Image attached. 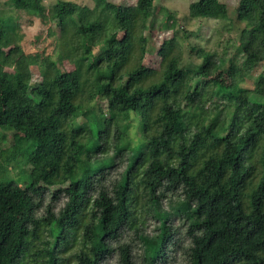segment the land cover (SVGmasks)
I'll list each match as a JSON object with an SVG mask.
<instances>
[{"label": "trees", "instance_id": "trees-1", "mask_svg": "<svg viewBox=\"0 0 264 264\" xmlns=\"http://www.w3.org/2000/svg\"><path fill=\"white\" fill-rule=\"evenodd\" d=\"M103 1L95 12L68 0L48 11L41 0H11L15 10L43 24L58 19L57 40L70 70L60 69L61 57L54 60L45 48L26 51L15 19L0 16V129L35 142L23 185L2 183L0 176V264H102L111 253L116 264H156L165 262L171 242L188 264H264V71L243 85L264 62V6L238 1L228 21L242 24L238 40L228 37L229 51L197 49L200 63L191 78H202L189 90L175 37L159 45L157 69L131 63L136 40L147 41L157 18L155 0ZM216 2L191 1L188 16L201 17ZM158 25L172 29L175 19L167 12ZM213 97L221 102L209 109ZM181 99L195 115L179 107ZM131 121L137 144L131 143ZM119 161L125 166L111 188L99 184ZM196 167L208 176L206 187L185 182ZM57 181L67 184L52 198L63 193L66 200L38 215L43 193ZM138 183L139 205L157 224L152 234L136 229L142 247L136 261L118 239L124 225L139 223L133 215ZM168 195L172 203L163 208ZM174 215L180 220L173 227ZM180 232L189 239L184 247Z\"/></svg>", "mask_w": 264, "mask_h": 264}, {"label": "rangeland", "instance_id": "rangeland-1", "mask_svg": "<svg viewBox=\"0 0 264 264\" xmlns=\"http://www.w3.org/2000/svg\"><path fill=\"white\" fill-rule=\"evenodd\" d=\"M58 0H41L45 10L48 9ZM76 2L80 5H85L90 8H93L95 12H101L103 10L104 1L103 0H68ZM113 3L123 4V5H132L136 0H107ZM191 1L194 0H155L154 5L156 7L155 15L156 20L153 21L152 27L147 31L149 37L145 43H141L136 40L134 55L131 56V63L140 62L145 67L155 70L158 68L160 63V56L157 54V49L159 45L166 38L175 37L178 41V52L180 54L181 66L186 69L187 74L185 75V80L189 90L193 87L197 80H200V77H193V70L197 68V65L200 63V59L197 56V49L203 47L210 50H218L221 52L224 47L227 51L231 50L227 47L228 37L232 36L235 40L239 38V29L242 27V24L234 27L229 24V18H233L236 5L239 0H217L216 3H211L209 8L204 12V15L201 17H189L188 16V5ZM257 6H264V0H253ZM167 12L173 15L175 19V25L172 29L164 30L159 28L158 23L164 21L167 15ZM12 16L18 24V32L20 43L23 45L26 51L34 52L37 51V48H45L47 53H50L51 57L54 60L58 61V57L61 59L57 62L60 69L70 70L73 68V63L69 59V55L65 50L60 52L61 49L65 48L62 46L61 42H58L59 35V22L58 19H54L48 23H41L37 17L29 15L27 13L15 10L12 6L11 0H0V16L6 15ZM231 18V19H232ZM48 26L52 28L53 34L49 35ZM229 30V33H228ZM121 33L118 32L119 36ZM231 38V43H232ZM60 43V44H59ZM55 45L57 48L55 50ZM143 53L141 52V47H143ZM96 51V48L94 49ZM264 71V62L256 63L253 67V70L245 77L243 85L250 86L252 83V77L257 73ZM216 73H214L215 76ZM223 77V75H221ZM38 75L34 73L32 75V81L37 80ZM124 79L122 82H118L119 86L124 85ZM189 81V82H188ZM242 85V84H241ZM187 87V86H186ZM184 88H182V91ZM97 104L105 108V100L96 101ZM216 102H221L218 97H213L212 101H209L206 106L211 109L212 105ZM179 107L183 111H186L192 115H195L197 109L195 107L184 108L182 99L178 101ZM209 118V117H208ZM211 119V118H210ZM136 120V119H135ZM129 135L131 143L137 144L141 141L137 130L136 122L131 121L129 128ZM35 149V142L30 138L25 137L24 135L8 129H0V176L2 183H9L12 181H17L19 184H24L25 172L28 170L29 164L27 163V158ZM125 166V161L116 162L114 166L107 169L104 172V177L99 184L102 186L111 188L113 182L119 177L122 169ZM80 173L83 174L86 168L80 166ZM201 166L199 165V168ZM142 166H140L141 171ZM139 173L134 175V180L136 181L139 178ZM208 176L199 173L196 169L189 170L185 175V182L190 185H198L206 187L209 184ZM66 182L60 184L57 182H52L43 193V198L40 202V207L37 210L38 215L44 213L45 207L50 204L53 211H57L66 200V197L63 193H60L56 198H52L53 191H56L59 187H65ZM141 187L139 183L135 189V199L133 206V215L135 216V222H139L137 225H124L122 228L119 241L127 242L130 246V252L133 258L136 261H139L142 254V247L138 238L135 236L136 229H143L148 234L155 232V226L157 221L151 217L146 216L145 210H143L139 205V197L141 194ZM169 196V195H168ZM173 197H165L161 199V205L163 208H168L172 203ZM88 218V217H86ZM144 220L143 224H140ZM180 220L179 216H172L169 219V224L173 227L178 224ZM183 232H180L179 238L182 242L183 247L188 244V237H183ZM179 242V241H178ZM79 242H75L65 254L68 256L73 253ZM166 260L165 262H158L156 264H188V258L184 251L174 250L173 242L167 244L166 246ZM117 256L115 253L108 255L102 264H116ZM74 264L73 260L70 262Z\"/></svg>", "mask_w": 264, "mask_h": 264}]
</instances>
